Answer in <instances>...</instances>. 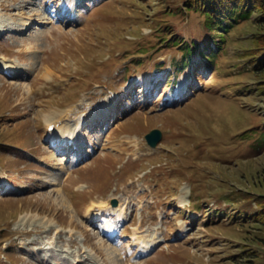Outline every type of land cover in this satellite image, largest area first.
Here are the masks:
<instances>
[{"label": "rangeland", "instance_id": "obj_1", "mask_svg": "<svg viewBox=\"0 0 264 264\" xmlns=\"http://www.w3.org/2000/svg\"><path fill=\"white\" fill-rule=\"evenodd\" d=\"M187 2L0 0V264H264V25Z\"/></svg>", "mask_w": 264, "mask_h": 264}, {"label": "trees", "instance_id": "obj_2", "mask_svg": "<svg viewBox=\"0 0 264 264\" xmlns=\"http://www.w3.org/2000/svg\"><path fill=\"white\" fill-rule=\"evenodd\" d=\"M187 9L197 10L204 15V25L208 32L213 33V39L215 36L222 37L223 33H229L238 22L240 23L241 21L251 19V16L255 13L258 15L256 17L258 18L257 20L264 25V0H188ZM257 35L252 50H249V52L246 53V56L250 57L255 68L264 69V29L260 30ZM209 41L212 42V39ZM194 43V45L185 44L183 46V57L178 60L176 65L177 73L181 71L180 69L188 66L189 63H195V61L191 60L193 53L191 47H193V50L195 51L197 49L196 53L204 58L206 65L211 66L215 63L217 55L212 50L213 47L211 44L207 46L211 48L210 51L205 53L204 50H201L196 46L195 41ZM212 43L214 44L217 42L213 40ZM218 69L219 66L216 65L214 70ZM260 213L262 217H264V204L254 212L255 216Z\"/></svg>", "mask_w": 264, "mask_h": 264}, {"label": "bare ground", "instance_id": "obj_3", "mask_svg": "<svg viewBox=\"0 0 264 264\" xmlns=\"http://www.w3.org/2000/svg\"><path fill=\"white\" fill-rule=\"evenodd\" d=\"M30 22V21H29ZM22 32V31H20ZM5 63V64H4ZM3 64L6 66V71L7 72H13V69L15 68V64H13L12 62H4ZM4 66V67H5ZM69 114V113H68ZM54 117L51 116V119H54ZM56 121V120H55ZM56 129V127L54 128ZM55 131L57 133H55ZM63 132H65V126L64 125H61V126H58V129L54 130L52 132V135L55 136L54 139V142L55 140L59 141L60 144H67L69 139L71 138L70 135L68 133L64 134ZM104 203L101 202L100 206H102ZM25 220V217H20L19 221L21 223H23ZM157 244V240H151L150 242H146L145 244H142V247H144L145 250H149L150 248H152L153 246H155Z\"/></svg>", "mask_w": 264, "mask_h": 264}, {"label": "water", "instance_id": "obj_4", "mask_svg": "<svg viewBox=\"0 0 264 264\" xmlns=\"http://www.w3.org/2000/svg\"><path fill=\"white\" fill-rule=\"evenodd\" d=\"M162 136V132L159 129H152L149 133L146 134V140L149 145L152 147L156 146V144L160 141ZM114 204L117 202L116 199L112 201Z\"/></svg>", "mask_w": 264, "mask_h": 264}]
</instances>
